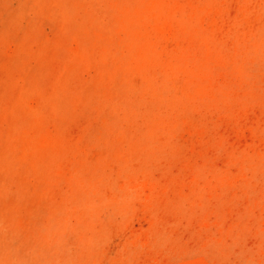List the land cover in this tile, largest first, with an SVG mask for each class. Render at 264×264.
Masks as SVG:
<instances>
[{"label":"rangeland","instance_id":"374dc122","mask_svg":"<svg viewBox=\"0 0 264 264\" xmlns=\"http://www.w3.org/2000/svg\"><path fill=\"white\" fill-rule=\"evenodd\" d=\"M0 264H264V0H0Z\"/></svg>","mask_w":264,"mask_h":264}]
</instances>
